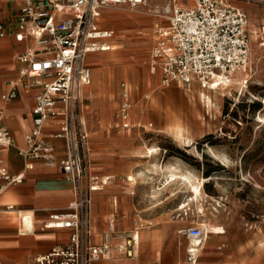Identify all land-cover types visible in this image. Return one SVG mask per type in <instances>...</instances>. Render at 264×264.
<instances>
[{
	"label": "built area",
	"instance_id": "built-area-1",
	"mask_svg": "<svg viewBox=\"0 0 264 264\" xmlns=\"http://www.w3.org/2000/svg\"><path fill=\"white\" fill-rule=\"evenodd\" d=\"M144 1L23 0L14 18L0 20V39L23 40L29 36L35 44L19 55L23 63L19 79L11 81L10 90L4 94L6 99H13L20 88H39L33 125L25 135L27 146L18 154L27 160L26 167H33L37 160L57 167L76 190L68 208L54 212L45 223L46 228L69 230L68 240L38 255L36 264H92L109 255L110 230L102 232L101 242L93 241L92 203L97 187L83 100L84 87L92 79L87 57L109 48L105 39L113 31L99 26L102 9ZM248 20L244 8L227 0H191L186 6H175L168 26L156 29L151 71L160 72L163 86L177 81L190 87L197 80L208 87L217 75H231L249 59ZM121 87L125 99L120 113L127 119L131 101L124 82ZM50 121L58 126L56 137L65 141L66 154L62 158L56 155L55 144L43 135V128ZM15 142L13 132L0 122V146L9 147ZM24 177L23 171L12 173L0 158V191L7 184L22 182ZM210 232L211 228L203 225L178 229L181 236L195 241L187 249L186 261L180 264L197 261L199 248ZM134 244L133 236L129 237L126 245L130 256Z\"/></svg>",
	"mask_w": 264,
	"mask_h": 264
},
{
	"label": "crops",
	"instance_id": "crops-1",
	"mask_svg": "<svg viewBox=\"0 0 264 264\" xmlns=\"http://www.w3.org/2000/svg\"><path fill=\"white\" fill-rule=\"evenodd\" d=\"M190 2L191 0H145L136 5L124 3L101 10L102 16L100 13L98 24L112 30L113 35L105 39V43L109 45L108 49L96 51L87 57L92 79L91 83L84 87L83 96L85 97L84 94L88 91H97L98 93V96L91 101L90 111L86 112L85 104L86 122L87 114L94 119L93 134L91 137L89 136L92 165L93 162L97 164L104 159L107 156L106 153L115 150L116 140H120L118 135L114 134L113 128H107V123L101 122L99 118L107 111L110 103L119 102L122 94L118 92V81L122 77L127 78V75H122L118 77L117 82L110 76L108 78L107 74L111 75L115 67L122 63L114 62L112 54L105 56L100 54L113 50V41L117 37L118 40L126 41L127 46L126 49L119 50L120 54L125 57L124 59H128L122 65L135 59L139 62V68L143 69L144 63L137 56L144 58L147 53L145 49L149 47L152 49L156 42L154 35L156 26L169 23V16L175 6H186ZM22 4L23 0H0V20L14 18ZM105 10H108L113 17L104 19ZM127 10L136 12V15L127 14ZM150 34L154 35L153 42L148 40ZM34 46V41L29 36L23 40H16L14 37L0 39V122L7 126L16 138L14 145L0 146V158L12 173L23 171L25 174L22 182L7 184L0 191V264H36L38 255L47 253L57 244L65 243L69 238V230L46 228L45 223L54 212L68 208L76 196L73 183L67 180L57 167L37 160L34 161L33 167L29 168L26 167L27 160L18 154L19 149H24L27 146L25 135L33 125V107L39 88H20L17 97L13 99H6L4 94L10 90V82L19 79V72L23 66L19 55ZM92 71H94L97 80L96 86L93 87H91ZM151 73L157 76L155 86L159 82L161 88L154 89L150 104H140L138 110L143 114L142 117L145 119L144 113L149 108L162 116L161 98L164 97L170 104V101L179 93L180 96L185 97L189 108L188 112L183 113L185 116H189L186 121H190L192 117L197 120L192 113V95L194 93H191L190 88L186 89L181 83L163 86L160 72ZM145 84L148 88V78L145 80ZM198 84L197 80L192 83L195 86ZM120 88L122 89L121 85ZM197 90L199 89H195L197 94L195 101L199 102L201 97H199L200 91ZM128 96L132 106V95L128 93ZM130 114L129 109L128 118L122 117L123 123L129 122ZM165 115L169 116L168 105ZM160 121L163 122L162 119ZM165 123L160 126V130L173 136L169 131L168 121L166 120ZM87 126L89 128L88 122ZM56 130H58V126L50 121L44 126L43 135L55 144L56 155L62 158L66 154L65 141L56 137L54 134ZM202 135L191 134L193 137ZM92 146L93 148H91ZM92 172H95L94 168H92ZM103 187L98 189L100 191L93 192L92 230L95 243L101 242L102 232L111 231L109 255L97 259L92 264H151L153 262L180 264L186 261L190 240L180 234L176 235L175 224L164 221L165 216L154 226L140 229L142 236L138 247L136 248V244H134L133 255H128L127 245L125 244L123 250L119 242L121 237L126 239L127 231L133 230V220L127 216V210L122 204L121 191L114 188L107 194L105 190H102ZM114 197H117L120 203H114L112 200ZM8 206L12 207L8 208ZM112 213H114L113 216H111ZM111 217L118 221V226L123 225L120 220H126L127 223L123 225L122 232L121 230L114 231L108 227ZM230 219V221L218 224L223 227V231L215 236L212 235L208 241L206 237L207 245L205 249H203L204 246L202 247L201 254L194 264H264V217L251 224L245 223L244 217L240 213H233ZM211 234L213 232L208 235ZM155 235H159L160 240H157Z\"/></svg>",
	"mask_w": 264,
	"mask_h": 264
},
{
	"label": "rangeland",
	"instance_id": "rangeland-1",
	"mask_svg": "<svg viewBox=\"0 0 264 264\" xmlns=\"http://www.w3.org/2000/svg\"><path fill=\"white\" fill-rule=\"evenodd\" d=\"M227 2L244 8L249 16L248 35L252 51L248 63L250 62L252 69L248 72L246 86L229 85L221 94H215L200 83L190 87L183 84L194 93L192 113L197 120L192 117L190 121H186L189 116L183 113L188 112L189 108L185 97L179 93L170 104L164 97L161 98L162 116L149 108L144 113L145 119L142 117L143 114L138 110L140 104H150L154 89L161 88L159 82L155 86L157 76L150 71L151 47L145 49L147 53L144 58L137 56L144 63L143 69L139 68V62L135 59L128 62V65H122L128 59H124L119 50L126 49L127 46L126 41L118 40L117 37L113 41V50L100 54H112L113 61L122 63L126 68L121 71L116 70L121 65L115 67L112 71L115 82L118 77L127 75V78L122 77L118 81V92L122 94L119 102L110 103L107 111L99 118L101 122L107 123V128H113L120 140H116L115 150L106 153L104 159L97 164L93 162L92 165L95 169L93 175L102 178L111 174L114 178L102 190L107 194L114 188L121 191L122 204L127 210V216L133 220V230L126 232V239L138 228L154 226L164 216V221L175 224L176 235H179L180 226H201L205 223L214 236L223 231V227L218 224L230 221L233 213H240L245 223L249 224L264 217V123L258 120L259 115L264 116V44L260 45L264 43V0ZM127 14L136 15V12L128 11ZM111 17L113 15L105 10L104 19ZM167 24L158 26L166 27ZM157 28L156 26L154 30L155 36ZM154 35L150 34L148 40L153 42ZM92 72L91 87L97 84L94 71ZM147 78L148 88L145 84ZM121 82H125L126 90L133 100L128 120L130 125L124 129L118 127V124H124L120 113L125 99L120 88ZM197 88V91L210 95L212 101L209 104L201 99L199 102L195 101ZM147 94L148 97L145 96ZM97 96V91L86 92V112L90 111L91 101ZM253 102L260 103L261 107L254 108ZM167 105L168 117L165 115ZM166 120L169 129L184 125L191 141L182 142L170 130L173 136L160 130ZM93 121V117L87 114L90 137L93 134ZM137 121L145 124L142 127H132ZM191 134L203 135L193 137ZM205 136L208 138L205 139ZM147 147H155L157 152L148 155L145 152ZM173 167H176L178 174L175 180L170 175V168ZM181 173H191L196 181L202 180L201 193L197 197L188 180L179 176ZM129 174L134 175V180L128 179ZM98 180L100 179L94 183L99 184ZM112 200L120 203L117 197ZM113 215L114 213L111 214ZM120 222L123 225L127 223L123 219ZM123 225L118 226V221L113 218L108 221V227L114 231L122 232ZM155 236L160 240L159 235ZM207 238L209 240L211 235ZM124 239L121 237L120 242Z\"/></svg>",
	"mask_w": 264,
	"mask_h": 264
},
{
	"label": "bare ground",
	"instance_id": "bare-ground-1",
	"mask_svg": "<svg viewBox=\"0 0 264 264\" xmlns=\"http://www.w3.org/2000/svg\"><path fill=\"white\" fill-rule=\"evenodd\" d=\"M231 4V3H230ZM232 5V4H231ZM235 6V5H233ZM238 7V6H237ZM101 16H102V12H101ZM249 21V20H248ZM168 26V24H167ZM247 29H248V24H247ZM253 29V28H252ZM152 36V35H151ZM155 39H157V34L155 36ZM154 40V39H153ZM264 44L263 42L260 44L262 45ZM114 45V44H113ZM116 45V44H115ZM113 49V48H112ZM251 42H250V55H249V59H250V56H251ZM248 59V61H250ZM248 61L236 68L232 73L231 75L229 76H224V75H217L216 78L214 80H211L209 82V86L208 88L212 91H214L215 94H221V92L229 85H240V86H246V83L248 82V72L250 73L251 71V65H250V62L248 63ZM249 64V66H247ZM120 65V64H119ZM128 65V64H127ZM134 68V67H133ZM120 69L121 71H123L124 68L122 65L119 66V68H117L116 70ZM237 70V71H236ZM235 71L237 73H235ZM111 72V71H110ZM133 72V71H132ZM153 72V71H151ZM154 73V72H153ZM121 74V73H120ZM108 78L110 76V78H114L112 72H111V75H108ZM175 83H181V82H177L175 81ZM106 84V83H105ZM230 93V92H229ZM128 94V93H127ZM85 95V94H84ZM104 95V94H103ZM129 97V96H128ZM201 97V100H203L204 102H207L208 104L212 101L211 98H210V95L207 94L206 92L204 91H200V96ZM83 100L85 102V98L83 96ZM258 120L259 122H262L264 123V116L263 115H259L258 116ZM85 123H86V127H87V130H88V133H89V136H90V131H89V128L87 126V122H86V117H85ZM145 123L144 122H141V121H137V122H134L133 123V127H142ZM129 123H128V126H125L124 124H118V127L124 129L125 127H129ZM124 127V128H123ZM91 129V128H90ZM170 131L175 135V137L182 141V142H185V143H189L191 141V137L188 135L187 133V130H186V127L184 125H181V126H174L172 128H170ZM146 154L148 155H152L153 153H156L157 152V148L155 147H147V149L145 150ZM92 156V154H91ZM154 163V162H153ZM157 165V164H156ZM176 167H173V168H170V175L173 176V179H177L178 178V174H177V171L175 170ZM143 173V172H142ZM179 176H183L184 179L188 180V182L190 183L191 185V189L194 193V196L197 197L200 193H201V186H202V180L201 179H198V181H196V179L194 178V176L191 174V173H181ZM113 176L111 174H108V175H104L102 178H99L98 175H93V181L96 182L97 179H100L98 180V183L99 184H96L95 186L97 187V190L98 189H101L105 184L107 185L109 182L113 181L114 178H112ZM169 178V177H168ZM128 179L129 180H134V175L133 174H129L128 175ZM203 179V178H202ZM104 188V187H103ZM153 192V190H152ZM21 218H22V215H21ZM112 218V217H111ZM114 224V223H113ZM206 226L207 224L205 223H202L201 226ZM116 231V230H115ZM118 231V230H117ZM213 234H211L212 236ZM133 238H134V242H135V246L136 248L138 247V244L141 240V231H140V228L136 229L133 234H132ZM210 236V235H209ZM156 237V236H155ZM159 238V237H158ZM207 241H208V238H207ZM207 241L206 244L205 242L200 246L199 248V254H201V249L203 247V249H205L206 245H207ZM127 240H122L120 242V246L123 247V250H124V246L126 244ZM195 243L194 240L190 241V247L193 246ZM205 244V245H204ZM140 246V245H139Z\"/></svg>",
	"mask_w": 264,
	"mask_h": 264
},
{
	"label": "trees",
	"instance_id": "trees-1",
	"mask_svg": "<svg viewBox=\"0 0 264 264\" xmlns=\"http://www.w3.org/2000/svg\"><path fill=\"white\" fill-rule=\"evenodd\" d=\"M252 106H254V108H260L261 107L260 103H258V102H253ZM207 138H208V136H205V139H207ZM202 142H204V141H202Z\"/></svg>",
	"mask_w": 264,
	"mask_h": 264
}]
</instances>
